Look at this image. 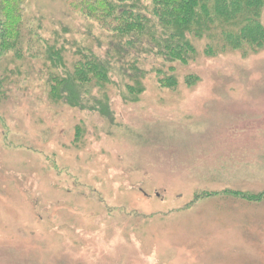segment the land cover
Listing matches in <instances>:
<instances>
[{
	"label": "rangeland",
	"instance_id": "rangeland-1",
	"mask_svg": "<svg viewBox=\"0 0 264 264\" xmlns=\"http://www.w3.org/2000/svg\"><path fill=\"white\" fill-rule=\"evenodd\" d=\"M62 4L25 0L34 50L0 56V264H264V49L198 40L174 88L142 54L143 92L114 79L106 118L49 99L48 37L104 40Z\"/></svg>",
	"mask_w": 264,
	"mask_h": 264
},
{
	"label": "trees",
	"instance_id": "trees-1",
	"mask_svg": "<svg viewBox=\"0 0 264 264\" xmlns=\"http://www.w3.org/2000/svg\"><path fill=\"white\" fill-rule=\"evenodd\" d=\"M60 1L61 13L82 16L95 25L104 40L100 38L98 50H94L74 43L69 47L60 37H48L42 53L51 64L44 79L49 99L71 107L90 99L89 109L108 114L106 118L112 117V110L105 91L114 79H126L122 85L128 99L143 92L144 71L137 67L145 56L142 54L168 64V71L154 69L156 81L162 87L174 88V64L193 60L198 40L204 41L202 51L210 57L226 50L246 55L264 49V0ZM24 2L0 0V56L5 54L13 61L31 50L32 36L42 29L32 30L36 28L31 24L39 23L35 15H25ZM196 80L188 74L185 84ZM79 131L76 128V134Z\"/></svg>",
	"mask_w": 264,
	"mask_h": 264
}]
</instances>
